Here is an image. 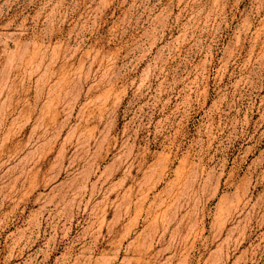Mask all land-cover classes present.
I'll return each instance as SVG.
<instances>
[{"label":"rangeland","instance_id":"rangeland-1","mask_svg":"<svg viewBox=\"0 0 264 264\" xmlns=\"http://www.w3.org/2000/svg\"><path fill=\"white\" fill-rule=\"evenodd\" d=\"M0 264H264V0H0Z\"/></svg>","mask_w":264,"mask_h":264}]
</instances>
